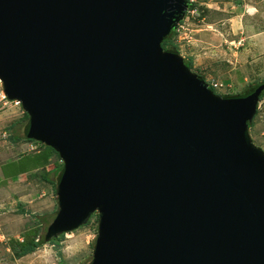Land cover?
Returning a JSON list of instances; mask_svg holds the SVG:
<instances>
[{
  "label": "water",
  "instance_id": "water-1",
  "mask_svg": "<svg viewBox=\"0 0 264 264\" xmlns=\"http://www.w3.org/2000/svg\"><path fill=\"white\" fill-rule=\"evenodd\" d=\"M185 0H0V88L62 168L44 242L90 264H264L259 87L222 97L162 38Z\"/></svg>",
  "mask_w": 264,
  "mask_h": 264
},
{
  "label": "rangeland",
  "instance_id": "rangeland-1",
  "mask_svg": "<svg viewBox=\"0 0 264 264\" xmlns=\"http://www.w3.org/2000/svg\"><path fill=\"white\" fill-rule=\"evenodd\" d=\"M188 1L194 6L179 20L167 47L174 46L185 61H190V70L207 84L220 81L222 86L214 90L218 95H236L246 85L264 80V0ZM1 94L0 88V166L40 149L37 142L22 137L27 117L19 103ZM248 129L253 144L264 151V94ZM14 136L18 137L15 141L10 138ZM60 163L55 154L42 170L20 173L9 182L0 169V264L90 262L96 236L95 212L80 227L32 252L16 256L17 247L8 246L10 239H20L30 228L37 229L40 237L45 234L57 212V202L54 181L47 182L43 173Z\"/></svg>",
  "mask_w": 264,
  "mask_h": 264
},
{
  "label": "trees",
  "instance_id": "trees-1",
  "mask_svg": "<svg viewBox=\"0 0 264 264\" xmlns=\"http://www.w3.org/2000/svg\"><path fill=\"white\" fill-rule=\"evenodd\" d=\"M185 1L187 2L186 11L192 9L194 4L188 0H185ZM173 34H174V28L171 29L162 38L160 45H161L163 50L177 52V50L174 46L171 45V48L167 47L170 44V39H171ZM183 61L186 64V66H188L190 68V61H185L184 59H183ZM196 75L199 78L203 79V77L201 75H199V74H196ZM261 84H264V80L255 81V83H253V84L246 85L245 88L243 89V91H241L240 93H238L236 95H220V96H222V97L242 96V95H244L250 91H253L257 87H259ZM208 88H210L213 92H215L213 90L212 86L208 85ZM263 94H264V87L259 91L258 98L260 99ZM25 116H26V114H25ZM250 125H251V121L248 122V126H250ZM26 128H27V122L24 126V129H23L24 135L22 137L26 140L31 141L30 139H28L25 136ZM10 138L13 141L18 139V137H15V136L10 137ZM37 144L40 145V148H41L39 152L34 153L32 155L21 156L17 160H11V161H7L6 163H4L1 166V172H2L3 177L9 178V179H14V177L17 173L23 172V171L27 170L29 167H35L36 165L42 166L43 164H45L47 162V159L50 155L56 154L50 147L45 146V145L43 146L40 143H37ZM60 165H61V163H60ZM61 168L62 167L60 166V169L56 173V179L54 181V190H55V187H56L57 182H58L60 175H61ZM44 179L46 181H49V179H47L46 177H44ZM21 236L22 237L20 239H15V238L10 239V242L8 245L9 247H12V244H13L17 247L16 256H20V255H24L26 253L32 252L37 247H39L41 244L45 243L43 240V237L39 236L38 231L35 228H30V229L26 230L25 232L22 233ZM54 239H56V238H54ZM54 239H52L51 241H53ZM91 260L88 264L91 263Z\"/></svg>",
  "mask_w": 264,
  "mask_h": 264
},
{
  "label": "crops",
  "instance_id": "crops-1",
  "mask_svg": "<svg viewBox=\"0 0 264 264\" xmlns=\"http://www.w3.org/2000/svg\"><path fill=\"white\" fill-rule=\"evenodd\" d=\"M212 82L221 83L220 81H216V80H213ZM221 85H222V83H221ZM27 141H29V140H27ZM40 149H41V148H40ZM40 149H39V150H36V151H33V152H31V153L22 154V155L18 156L17 159H18L19 157H21V156L32 155V154H34V153H37V152L40 151ZM53 155H55V154L50 155V156L48 157V159H47V162H46L45 164H43L42 166H40V165H36L35 167H29L27 170H25V171H23V172H19V173H17V174L15 175L14 179H15L16 176H17L18 174H20V173H25V172H28V171H31V170H36V169H41V170H42V168H43L44 166H46V165L49 164V161H50V159L52 158ZM17 159H14V160H17ZM9 161H11V160H9ZM6 162H7V161H6ZM6 162H4V163H6ZM4 163H3V164H4ZM3 164H2V165H3ZM2 165H1V166H2ZM59 165H60V164H59ZM59 165H58V166H53L51 170H49L48 172H44V173H43V178L46 177L47 179H49V181H47V182H49V183H53V181H55V179H56V173H57V171H58ZM1 166H0V169H1ZM2 176H3V175H2ZM3 179H4L5 181H7V182H9V181H13V180H14V179H9V178H5V177H3Z\"/></svg>",
  "mask_w": 264,
  "mask_h": 264
},
{
  "label": "built area",
  "instance_id": "built-area-1",
  "mask_svg": "<svg viewBox=\"0 0 264 264\" xmlns=\"http://www.w3.org/2000/svg\"><path fill=\"white\" fill-rule=\"evenodd\" d=\"M177 25H178V23H177ZM176 25V26H177ZM179 26V25H178ZM177 30V29H176ZM210 86H212V88L213 89H215L216 91H217V89L219 88V87H221L222 85H221V83H216V82H211V84H210V82L208 83ZM1 97L2 98H4V96H3V94H1ZM16 102V101H15ZM18 103V102H17ZM59 162H60V160H59Z\"/></svg>",
  "mask_w": 264,
  "mask_h": 264
},
{
  "label": "clouds",
  "instance_id": "clouds-1",
  "mask_svg": "<svg viewBox=\"0 0 264 264\" xmlns=\"http://www.w3.org/2000/svg\"><path fill=\"white\" fill-rule=\"evenodd\" d=\"M177 25V24H176ZM176 27V26H175ZM175 27H174V30H175ZM207 85H209V84H207ZM213 90H215V89H213Z\"/></svg>",
  "mask_w": 264,
  "mask_h": 264
}]
</instances>
